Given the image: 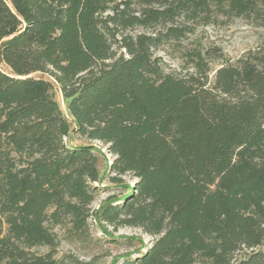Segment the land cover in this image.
Returning <instances> with one entry per match:
<instances>
[{
  "label": "trees",
  "instance_id": "1",
  "mask_svg": "<svg viewBox=\"0 0 264 264\" xmlns=\"http://www.w3.org/2000/svg\"><path fill=\"white\" fill-rule=\"evenodd\" d=\"M236 17L264 26V0H0V264H65L54 228L92 216L154 237L131 264H264V53L213 84L209 52L187 74L155 55ZM72 133L125 189L95 210L105 155Z\"/></svg>",
  "mask_w": 264,
  "mask_h": 264
},
{
  "label": "rangeland",
  "instance_id": "2",
  "mask_svg": "<svg viewBox=\"0 0 264 264\" xmlns=\"http://www.w3.org/2000/svg\"><path fill=\"white\" fill-rule=\"evenodd\" d=\"M222 19L212 24L198 25L194 32L188 33L185 37L161 44L155 49V55L168 71L187 74L194 71L189 56L190 51L199 49L204 53L209 52L207 58L211 68L209 80L213 84L216 71L222 64L234 63L250 52L264 53L263 25L256 20L244 17H236L228 21ZM141 31H146V29L136 27L129 30L134 34ZM214 53L218 54L214 55ZM0 67L5 71H10L3 62H0ZM33 75L42 76L39 73ZM56 97L63 101L59 91H56ZM67 141L72 146L93 144L105 155V157L100 156V166L106 176L102 179L99 193L92 203L93 210L97 209L108 195L125 192L124 187L113 184L109 179L111 172L107 167L114 156L109 152L107 145L78 133H72ZM123 179L127 183H134L131 174L124 175ZM89 222V234L84 239L74 238L67 226L58 225L54 228L58 240L56 256L64 259L65 264H84L88 261H93L94 264H131L130 260L136 257V254L130 255V253H135L140 249L142 243L149 246L154 239L138 227L114 228L108 223L95 219L94 216L89 219ZM33 250L46 253L49 248L39 246ZM240 255L241 253H238L236 256Z\"/></svg>",
  "mask_w": 264,
  "mask_h": 264
}]
</instances>
